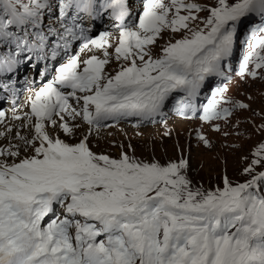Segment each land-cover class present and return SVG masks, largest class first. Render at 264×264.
I'll use <instances>...</instances> for the list:
<instances>
[{"label":"snow or ice","instance_id":"obj_1","mask_svg":"<svg viewBox=\"0 0 264 264\" xmlns=\"http://www.w3.org/2000/svg\"><path fill=\"white\" fill-rule=\"evenodd\" d=\"M133 2L0 0V92L33 74L28 111L0 110V139L12 137L0 145V264H264V141L245 179L205 189L186 159L113 157L90 140L126 121L166 124L169 107L221 132L249 105L211 78L228 79L242 25L256 18L237 75L264 79V0ZM100 20L111 30L96 31Z\"/></svg>","mask_w":264,"mask_h":264},{"label":"rangeland","instance_id":"obj_2","mask_svg":"<svg viewBox=\"0 0 264 264\" xmlns=\"http://www.w3.org/2000/svg\"><path fill=\"white\" fill-rule=\"evenodd\" d=\"M201 2L206 3L208 0ZM167 35L165 34V39ZM160 43L163 44L164 41ZM111 69L115 71L117 66L113 64ZM262 73L264 75V70ZM227 88L226 97L244 102L249 108L237 110L229 123L222 122L221 132H214L207 125L198 122L179 119H172L165 126L153 128L134 130L128 126H120L92 131L90 140L93 150L113 157L126 151L140 160H156L162 164L180 158L186 159L190 164L188 175L193 184L205 189L220 185L225 174L233 181H242L245 177L241 175V170L247 166L255 147L264 141V131L259 130L264 125V79L236 78L227 84ZM87 131L85 126L77 131V136ZM197 133L205 135L212 147H205L196 138ZM22 134L30 135L26 130ZM14 142L16 141L13 139L12 143Z\"/></svg>","mask_w":264,"mask_h":264},{"label":"bare ground","instance_id":"obj_3","mask_svg":"<svg viewBox=\"0 0 264 264\" xmlns=\"http://www.w3.org/2000/svg\"><path fill=\"white\" fill-rule=\"evenodd\" d=\"M173 119H175V118H173ZM180 120V119H179ZM27 131V130H26ZM8 141L10 140V139H7ZM8 142L5 140V142H2V144L1 145H6ZM14 143H16V142H14Z\"/></svg>","mask_w":264,"mask_h":264}]
</instances>
